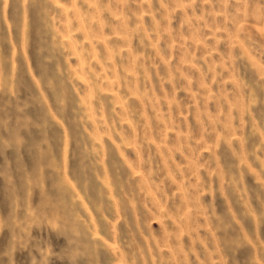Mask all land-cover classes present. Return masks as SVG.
Listing matches in <instances>:
<instances>
[{
	"label": "rangeland",
	"instance_id": "374dc122",
	"mask_svg": "<svg viewBox=\"0 0 264 264\" xmlns=\"http://www.w3.org/2000/svg\"><path fill=\"white\" fill-rule=\"evenodd\" d=\"M0 264H264V0H0Z\"/></svg>",
	"mask_w": 264,
	"mask_h": 264
}]
</instances>
